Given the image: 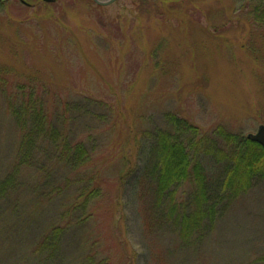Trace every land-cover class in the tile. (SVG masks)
I'll return each mask as SVG.
<instances>
[{
  "label": "rangeland",
  "instance_id": "1",
  "mask_svg": "<svg viewBox=\"0 0 264 264\" xmlns=\"http://www.w3.org/2000/svg\"><path fill=\"white\" fill-rule=\"evenodd\" d=\"M20 1L0 0V179L18 140L10 86L56 102L59 122L70 114L58 139L82 141L89 159L72 166L37 144L11 206L0 201V264H264V179L224 189L232 149L264 125V0ZM219 128L233 138L223 157ZM158 131L206 175L211 211L188 238L192 181L153 191Z\"/></svg>",
  "mask_w": 264,
  "mask_h": 264
},
{
  "label": "trees",
  "instance_id": "2",
  "mask_svg": "<svg viewBox=\"0 0 264 264\" xmlns=\"http://www.w3.org/2000/svg\"><path fill=\"white\" fill-rule=\"evenodd\" d=\"M27 1L21 0L20 2L26 8L36 6V4L30 5ZM45 1L47 5L55 2V0H51V2L50 0ZM98 19L100 20V18ZM99 23L101 24L103 21H99ZM0 75L6 76L7 72L3 70L0 72ZM0 81H3V79H0ZM7 89H12V92L9 93H13L8 101V111L18 129V140L16 141L15 158L8 171L9 175L0 179V201L4 203V207L6 208L11 206L10 195L15 192L17 193L22 188L23 183H18L21 173L32 168V165L37 160V144L49 143L55 144L58 147L61 146L58 158H61V161L63 160L72 166L73 163H77L78 167L85 166L89 159L88 152H86L82 141L67 142L65 139H58L61 138L60 134L66 123L65 121H69L70 114L67 119L64 118L65 120L63 119L59 122L60 114L58 110H53L55 109L54 105L56 102L41 101L33 98L35 88H32L30 85H17L15 88L10 86ZM121 132V137L125 139L124 143L121 144L123 148L130 147L133 149L135 146H138V140L133 131L125 128ZM216 133L224 142L225 149L227 150L223 151L222 157L227 156L230 153L229 146L231 143H229V140L233 138L221 128ZM152 142L154 143L153 157L157 161L156 170L151 175L154 181V193L158 197H164L173 186L175 187L181 182L190 180L194 185L195 198L200 206V210L198 207V210L192 217L185 218L183 221L184 227L181 228V232L184 233V236L182 237L188 238L189 235L186 233L193 231L195 227L193 225L198 224L203 216L208 218L211 211L210 209H206V213H204L202 206L207 203L206 191L208 190L205 172L200 164L191 162L184 145L174 139L173 136L171 137L169 132H156ZM231 142L233 143V140ZM127 152L125 149L120 148L121 158L125 159L126 165L130 162ZM230 156L232 166L226 173L224 181L225 190L238 194L245 191L255 180L264 179V149L261 146L246 138L232 149ZM98 190L99 185L92 187L86 194V198L93 199L95 197L94 193ZM16 204L13 203L11 208L13 206L16 208ZM47 248L51 251L54 250V243L49 244ZM121 262L123 264H130V261L124 258Z\"/></svg>",
  "mask_w": 264,
  "mask_h": 264
},
{
  "label": "water",
  "instance_id": "3",
  "mask_svg": "<svg viewBox=\"0 0 264 264\" xmlns=\"http://www.w3.org/2000/svg\"><path fill=\"white\" fill-rule=\"evenodd\" d=\"M97 5L100 6H108L116 0H110L107 2H98L97 0H93ZM247 139L253 143L258 144L264 149V125H260L255 134H250L247 136Z\"/></svg>",
  "mask_w": 264,
  "mask_h": 264
}]
</instances>
